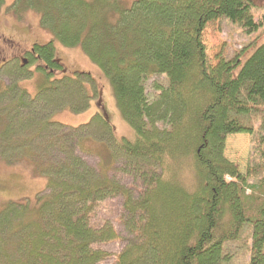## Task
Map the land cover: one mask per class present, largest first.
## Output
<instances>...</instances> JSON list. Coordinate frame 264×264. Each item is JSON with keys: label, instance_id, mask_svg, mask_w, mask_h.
<instances>
[{"label": "trees", "instance_id": "obj_1", "mask_svg": "<svg viewBox=\"0 0 264 264\" xmlns=\"http://www.w3.org/2000/svg\"><path fill=\"white\" fill-rule=\"evenodd\" d=\"M253 2L138 0L123 9L116 0H14L7 7L37 13L63 47L81 46L134 137L116 141L103 112L78 128L50 121L63 109L86 111L93 83L84 72L68 75L52 42L33 45L21 64L3 62L0 160L34 163L47 185L34 204L0 210V264H101L111 256L99 245L112 241L122 242L115 264H228L226 246L246 256L244 264H264V43L247 59L250 43L228 59L210 54L205 41L214 20L245 37L264 31ZM58 72L36 98L19 87L33 74ZM159 75L167 84H155L158 95L148 100L145 82ZM240 134L253 137L246 172L224 154L226 139ZM95 143L105 156L95 153L91 167L77 151L92 153L87 144ZM53 151L57 160L46 157ZM110 199H120L124 236L110 221L91 224L97 204Z\"/></svg>", "mask_w": 264, "mask_h": 264}, {"label": "rangeland", "instance_id": "obj_2", "mask_svg": "<svg viewBox=\"0 0 264 264\" xmlns=\"http://www.w3.org/2000/svg\"><path fill=\"white\" fill-rule=\"evenodd\" d=\"M14 0H6L4 8L0 9V66L3 62L15 60L17 63L24 61L25 52L33 45L40 46L52 42L55 49L56 59L60 60L64 70L69 74L87 73L93 79L89 93L91 96L90 107L82 112V114H73L68 109L60 110L51 114L50 121L61 124L68 128H78L83 124H88L98 112H103L109 124L113 127V136L116 141L131 140L134 135L129 127L125 124L120 114L117 111L116 103H114L113 92H111L110 83L102 74V71L86 58L81 46L65 48L60 43L56 42L52 35L40 27L38 14L35 12L26 11L22 15H15L11 6ZM138 0H116L120 8L129 9ZM257 7V12H264V0H252ZM6 7V8H5ZM205 41L208 44L210 54L222 53L226 58H232L236 52L243 49L250 43L247 53L243 59H247L258 45L264 43V31L258 35L245 37L242 31L235 25L230 24L226 20H214L206 26ZM30 70H35L30 67ZM5 72V71H4ZM3 71L0 72V82L7 84V77ZM34 73V72H33ZM62 77L61 73H54L53 76L45 79L43 75L36 73L29 80L19 82V87L26 90V93L36 98L38 90L47 84L48 81L58 80ZM166 85L167 81L162 75L152 76L145 82L144 89L148 100L154 99L158 93L154 89V85ZM252 139L247 134L229 136L226 139L225 156L230 161H234L239 165L242 172H246L254 160L250 161ZM89 152L100 153L105 156V148L102 144L95 143L94 145L87 144ZM85 149V146L83 147ZM86 150V149H85ZM82 151V150H81ZM77 151L82 160L89 166L95 167L98 164V156L92 153H82ZM52 155L46 157L48 159L58 156L55 151L50 152ZM119 165V164H118ZM126 186L131 185V180L118 175L116 177ZM45 175L38 173L36 166L32 162L22 161L16 166H10L0 160V210L9 202L19 203L28 202L34 204L38 197L46 189ZM120 199H110L97 204L94 208L91 224L98 226L102 221H110L115 227L118 234L124 236L122 227L117 224L120 212ZM122 247V242L112 241L99 245V248L105 250L111 257L101 264H115L113 255L119 253ZM226 254L232 256V260L228 264H244L246 256L237 258L238 250L236 247L226 246Z\"/></svg>", "mask_w": 264, "mask_h": 264}]
</instances>
